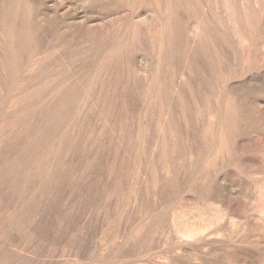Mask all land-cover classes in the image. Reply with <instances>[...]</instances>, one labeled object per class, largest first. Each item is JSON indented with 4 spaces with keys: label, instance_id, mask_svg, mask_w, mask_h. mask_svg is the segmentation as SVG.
Instances as JSON below:
<instances>
[{
    "label": "rangeland",
    "instance_id": "1",
    "mask_svg": "<svg viewBox=\"0 0 264 264\" xmlns=\"http://www.w3.org/2000/svg\"><path fill=\"white\" fill-rule=\"evenodd\" d=\"M0 264H264V0H0Z\"/></svg>",
    "mask_w": 264,
    "mask_h": 264
},
{
    "label": "bare ground",
    "instance_id": "2",
    "mask_svg": "<svg viewBox=\"0 0 264 264\" xmlns=\"http://www.w3.org/2000/svg\"><path fill=\"white\" fill-rule=\"evenodd\" d=\"M197 32V31H196ZM161 41V40H160ZM159 45V44H158Z\"/></svg>",
    "mask_w": 264,
    "mask_h": 264
}]
</instances>
